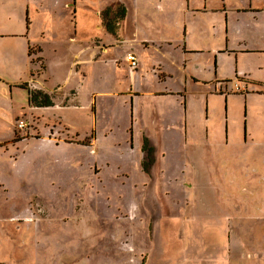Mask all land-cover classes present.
Masks as SVG:
<instances>
[{"label": "rangeland", "instance_id": "obj_1", "mask_svg": "<svg viewBox=\"0 0 264 264\" xmlns=\"http://www.w3.org/2000/svg\"><path fill=\"white\" fill-rule=\"evenodd\" d=\"M102 1L79 2L85 5L82 15L93 19L90 8ZM35 3L48 12L47 19H34L32 30V40L43 49L41 84L59 80L57 102L73 86L77 96L70 106L31 109L28 90L7 83L18 72L0 78V264H71V257L76 264H250L253 257L239 253L251 252L254 242L264 243V115L256 108L259 120L245 138L243 95L234 89L242 80L224 66L219 76L232 80V86L222 87L231 94L224 100L212 88L217 84L212 58L188 57L187 109L196 112L206 96L212 120L203 122L200 104V118L192 122L194 115H188V131L179 116L181 129L163 133L153 125V109L173 110L174 101L145 90L186 83L177 66L183 61L181 46L143 50L126 23L121 33L135 42L117 41L104 50L90 37L109 41L115 35L95 26L85 35L78 28L75 32L71 0L53 4L60 19L56 33H50L56 28L51 0ZM101 18L103 24L117 23L119 11L104 9ZM130 48L137 55L134 69L126 58ZM20 51L16 42V57ZM33 55L30 60L39 66ZM92 55L96 59L89 63ZM26 59L25 65L34 66ZM156 61L172 76L160 78ZM208 81L209 90L202 85ZM254 104L248 101V113ZM223 117L227 133L220 125ZM192 127L202 132L189 135ZM64 131L76 136L65 138ZM95 133L97 144L92 145ZM158 143L160 154L153 162L150 147ZM25 208L34 212V220L10 219Z\"/></svg>", "mask_w": 264, "mask_h": 264}, {"label": "crops", "instance_id": "obj_2", "mask_svg": "<svg viewBox=\"0 0 264 264\" xmlns=\"http://www.w3.org/2000/svg\"><path fill=\"white\" fill-rule=\"evenodd\" d=\"M32 1L34 2L33 8L30 7ZM35 1L0 0V78L5 79L3 77V73L5 72L17 71L18 76L10 82L7 81L11 87L26 88L28 94L30 91H41V95L48 96L47 100L49 103L47 104L34 106L31 104L32 102L28 103V107H31V109L35 107L48 108L73 105L70 100H74L77 96L75 86L71 87L65 94V97L57 102L54 96L57 95L60 88L59 80L54 79L45 84L47 80L44 79V83L41 84L39 79L40 74L44 75L43 70L45 69L44 57L41 55L43 49L38 41L32 40V30L34 19L42 15L47 19L48 12L46 10L43 11L41 5L37 6ZM56 1L51 0L50 5V12L52 17L55 18L54 24L56 27L52 28L50 33H56L60 24L58 10L53 8V4ZM71 1L72 3L68 5L72 6L71 21L75 32L78 28L85 35L84 30L95 26L110 31L115 35L116 38L109 41L105 40L104 36L103 38L97 36L90 37L96 47L100 46L105 50L108 47H112L113 43L117 41L125 43L135 42L126 40L123 32L121 33L126 23L132 26L133 36L137 38L136 42L142 45L141 49L143 50L148 47H157L159 49L169 47L174 49L177 46H181L183 61L181 65L177 66L183 71L182 80H185L186 83H183V86L181 85L180 87L167 85L145 90L151 95L161 98L169 97L174 101V103L170 102V106H174L173 110L153 109L152 115H155L153 123L155 129H162L163 133L166 134L172 133L173 130L181 129L179 124L177 125L179 121L178 117L181 116L186 124V131H188V115H194L192 122L200 118L198 115L200 104L204 110L203 122L212 120V117L208 115L210 107L206 96H204L203 102H197L196 112L192 113L193 110L189 111L187 109V81H192V77L187 78L185 75L188 71V57L206 54L212 58L210 69L214 73L213 79L217 82L214 86H212L210 81L202 83V85L208 87L207 90L212 86L213 91L219 93L217 95H223L224 100H228L231 94L222 91V87L224 85L226 90V83H231L232 86V80L230 77L219 76V72L223 71L224 66L232 72L234 77L240 78L245 85L246 91H239L240 93L238 94L243 95L246 117L244 121V137L249 138L248 132H251L255 120H259L256 116L258 112L256 108L260 106V114L264 115L261 113L264 112V0H103L99 6L94 4L93 8H90L96 15L91 20L88 19L89 17L82 15V6H85L79 4L82 0ZM104 9L112 12L118 10L119 21L113 24H103L101 11ZM16 42L21 45V51L17 57L15 52ZM128 53H133L137 57L133 48L128 49ZM25 54L29 60V64L33 63L29 58V54H35L33 56L37 57V61L40 62L39 66L34 63L32 67L28 64L25 65L27 62ZM138 55L139 59H141L140 52ZM94 59H96V56L92 55L87 61L91 63ZM156 62L159 64L157 72L160 74V78L163 77L165 79V76H172L170 70L164 71V67L158 61ZM193 79L196 82L200 81L199 78ZM43 85L46 86L43 87ZM217 88H219V92ZM203 93H206V91H203ZM207 93L214 95L211 90ZM130 98L132 99L131 96ZM249 100H253L255 104L253 107H250L248 113ZM94 106L95 104L92 106V109L95 108V111H97L96 106ZM178 106L181 107L180 110L177 109ZM179 112H182V115ZM166 114H172L174 119L168 121L165 117ZM111 121V118H109L108 122ZM55 122L61 124L60 119L57 117ZM130 122L132 123V118H130ZM165 122H170L171 126L164 127ZM172 125L174 129H172ZM220 125H222L225 133H227L229 126L225 121V117L221 120ZM64 130L67 131V128L64 127ZM65 131L64 133L61 132V134L65 135V138L69 139V136H76V134L65 133ZM201 132L200 128L192 127L189 135ZM148 134L151 133L148 132ZM41 137L45 138V136ZM153 137L155 140L159 138L158 135H154ZM97 138L98 135L95 133L91 141L92 145L97 144ZM146 139L148 138L146 137ZM65 141L67 140L65 139L63 142ZM74 143V141H71V145ZM262 145L264 148V142ZM150 148L153 150L151 154L154 162L156 160L155 154H160V151H158L160 145L158 143L156 147ZM97 150L96 146V152ZM133 150L134 146L130 142V151ZM147 153L145 152L144 155H147ZM151 166V169H155L154 165ZM21 218L23 220H34V212L31 209L25 208L17 214L10 215V219L14 221L17 219L21 220ZM255 247L254 254L253 250ZM251 248V252L242 253L246 251H241L239 256L253 257L249 261L250 264H264V243H261L259 246L254 242L249 246V249ZM147 261L144 264H147ZM70 262L71 264H76V259L71 257ZM128 263L129 261H123L121 264ZM139 264H143V262ZM183 264H188V261H184Z\"/></svg>", "mask_w": 264, "mask_h": 264}, {"label": "built area", "instance_id": "obj_3", "mask_svg": "<svg viewBox=\"0 0 264 264\" xmlns=\"http://www.w3.org/2000/svg\"><path fill=\"white\" fill-rule=\"evenodd\" d=\"M127 60H128V62L130 64V66L133 67V68L136 67L137 64H138L137 57L133 53H128L127 54ZM234 89H235L236 92H239V91L243 92V91H245L246 87H245V85L243 83H240L239 81H236ZM23 126H24V123L21 122L19 124V128H23Z\"/></svg>", "mask_w": 264, "mask_h": 264}, {"label": "trees", "instance_id": "obj_4", "mask_svg": "<svg viewBox=\"0 0 264 264\" xmlns=\"http://www.w3.org/2000/svg\"><path fill=\"white\" fill-rule=\"evenodd\" d=\"M41 91H30L29 92V96H30V101L34 104V105H43V104H47L49 103L48 96L47 95H41Z\"/></svg>", "mask_w": 264, "mask_h": 264}]
</instances>
